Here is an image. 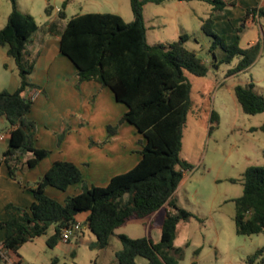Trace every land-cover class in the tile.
Segmentation results:
<instances>
[{"label": "trees", "instance_id": "1", "mask_svg": "<svg viewBox=\"0 0 264 264\" xmlns=\"http://www.w3.org/2000/svg\"><path fill=\"white\" fill-rule=\"evenodd\" d=\"M147 1L159 4L165 0H130L133 15L130 21L113 12L74 14L61 28L58 45L60 53L76 67L78 81L99 82L112 91L116 101L126 106L117 123L107 125V131L111 135L122 121L134 127L141 136L137 162L98 186L87 185L80 168L72 161H53L43 177L30 187L34 200L28 207L11 202L4 206L5 219L0 221L4 236L0 246L10 255L19 256L18 250L25 242L45 234L50 226L54 231L46 238V245L53 247L61 239L62 230L74 224L75 215L83 211L88 212L85 222L95 235L90 246L102 249L117 226L131 218L149 216L165 204L168 209L160 225L159 241L153 242L149 236L119 233L121 248L115 251V258L118 264H137L139 256L147 264H179L182 259L183 248L174 245L177 224L193 214L177 205L172 195L183 173L192 168L179 156L182 131L192 104L191 84L185 72L205 76L210 67L216 68L218 63L239 56L236 66L228 70L229 75L248 67L264 42L255 41L246 48L238 45L237 38L226 42L223 35L211 28V16L234 1L206 0L212 4V11L203 20L201 29L212 38L209 50L213 55V49L219 46L225 52L223 56L205 62L185 46L190 36L186 33L171 41L149 44L143 18V5ZM68 2L64 0L62 5ZM10 6L6 23L0 28V46L6 47L7 55L14 61L18 86L14 91L0 90V119L12 127L2 162L9 175L17 179L18 170L31 168L49 150L33 145L34 122L26 118L31 99L23 95L34 86L30 76L33 63L27 46L38 24L31 14L18 8L17 0H10ZM45 11L49 13V5ZM252 13L264 18V7H248L245 17ZM58 15L64 18V10H59ZM233 91L244 113L264 112V96L254 90L253 83L236 84ZM215 118L212 110L210 119ZM260 129L264 130V123ZM28 152L31 157L24 159ZM44 178L48 185L60 190L81 182V190L59 201L46 193L42 186ZM231 180L242 185V193L233 199L236 232L249 235L263 231L264 163L247 166L239 178ZM246 261L264 264V248L249 254ZM49 264H57V258Z\"/></svg>", "mask_w": 264, "mask_h": 264}, {"label": "rangeland", "instance_id": "2", "mask_svg": "<svg viewBox=\"0 0 264 264\" xmlns=\"http://www.w3.org/2000/svg\"><path fill=\"white\" fill-rule=\"evenodd\" d=\"M63 1L17 0L19 9L34 17L38 24L36 33L43 30L45 36H49L45 30L46 20L49 23L54 20L53 28H61L66 19L76 13L113 12L125 21L131 20L133 16L130 0H69L66 6L62 5ZM48 5L49 13L45 11ZM184 5L188 7V14L176 16L173 22L158 27V13L162 12L167 17L170 11H162L163 6L160 4L145 2L143 18L147 42L161 43L166 36L176 39L172 35L173 27L183 25L190 32L185 42L188 49L194 50L208 62L214 56L219 59L225 52L217 46L213 49V55L209 50L212 38L201 29L203 20L211 16L212 4L206 0H190ZM233 5L225 9H231ZM9 9L10 0H0V28L5 24ZM61 9L64 10V18L58 15ZM224 17L227 19V16ZM234 21V39L237 38L241 48H246L251 39L260 44L264 42L263 17L257 23L245 25L241 18ZM211 28L218 33L213 26ZM218 34L230 42L228 35ZM238 60L239 56H234L229 62L218 63L216 68L210 67L205 76L185 72L191 84L192 104L182 131L179 156L188 161L192 168L185 171L186 180L177 193V199L193 216L184 220L183 226L177 231V242L184 237L188 239V244L180 245L183 257L179 264H249L247 256L260 247L264 248V230L249 235L239 234L235 230L233 199L242 193V185L239 181L231 180L239 178L247 166L264 163V130L260 129L264 123V112L244 113L233 91L236 84L253 83L254 90L264 96V47H260L248 67L227 75ZM0 73H5L1 62ZM212 110L216 114L213 121L210 119ZM137 145V140L133 139L131 161L137 157ZM48 189L52 187L48 186ZM145 228L142 226L127 234L138 236ZM81 230L82 234L78 235L77 231L67 243L61 241L54 247H48L39 237L25 242L19 249L21 264H49L55 257L57 264H114L111 262L114 252L121 248L115 230L108 245L102 249L90 246L95 241V235L87 227L82 226ZM137 262L146 264L147 260L139 256Z\"/></svg>", "mask_w": 264, "mask_h": 264}, {"label": "crops", "instance_id": "3", "mask_svg": "<svg viewBox=\"0 0 264 264\" xmlns=\"http://www.w3.org/2000/svg\"><path fill=\"white\" fill-rule=\"evenodd\" d=\"M189 1L165 0L159 3L163 6L162 11L164 10L167 13L170 11V14H166L167 17H164L162 12L158 13L160 19L157 26L164 27L167 23L173 22L174 17L188 14V7L184 4ZM225 1H234V7L232 6L231 9L223 11H215L212 16V26L218 33L228 35V40L232 41L235 37L233 34L235 29L234 20L243 19V25L257 23L260 19L258 14L252 13L245 17V11L248 7H264V0ZM10 9L5 15L6 19ZM224 16H227V19ZM232 17H235L234 20H232ZM6 19L4 23H6ZM53 21L50 23L48 20L45 21V30H47L49 36H45L46 33L43 30L36 33L37 28L34 32L35 35L32 34L31 41L27 46L30 60L33 63L30 76L34 86L23 93L25 97L31 99V107L26 114V118L34 122L33 145L38 148H46L49 152L31 168L18 170L17 179H13L9 175L5 163L2 162V152L8 146L9 131L12 127L5 119H0V221L5 219V204L11 202L20 207H28L33 202L34 197L30 187L43 177L55 160L72 161L80 168L82 178L87 185L101 186L105 185L114 174L131 168L139 158L137 150L140 148L141 136L131 124L122 121L116 130L108 135L107 125H115L125 111L126 106L122 102L116 101L112 91L99 82L95 80L78 81L76 67L58 49L59 32L63 26L53 28L51 24ZM260 27L262 26L260 25ZM183 33L189 34V28L183 25L173 27L172 35L176 39ZM171 40L172 38L166 36L162 42ZM254 42L255 40H249L248 46ZM10 58L6 53V47L0 46V62L5 72L0 73V90L14 91L18 86L14 61ZM203 60L208 61L206 58H203ZM4 63H6V67L3 66ZM133 139L138 142V145L135 146V149H137L135 161L130 159ZM99 142L101 144H98ZM31 155L30 152L26 153L24 159L31 157ZM185 180L184 172L172 195L179 206L181 205L178 202L177 193L184 185ZM48 186L51 185L47 184L45 186L46 193L59 201H62L67 195L81 190V182L73 183L65 190L53 186H51L52 189H48ZM167 209L168 206L164 204L149 216L131 218L125 221L114 229L116 232L121 228L116 232V235L119 233L127 234L128 231H135L145 226V230L140 232L141 234L138 236L127 235L130 237L149 236L153 242H158L161 235L160 225ZM87 215V211L75 215L76 221L80 223L78 235L82 234V226L87 227L85 222ZM156 218H158V222L154 223ZM182 222L185 221H180L177 224L174 238L175 246L188 244V239H185V237L182 240L180 239L179 242L176 241L178 238L177 231L180 226H183ZM53 231V226H50L45 234L38 237L42 238L46 244V238ZM3 236L4 230L0 228V245ZM61 241L67 243L69 239L66 241L60 239L54 246L59 245ZM11 257L21 261L20 254L17 257L12 255ZM111 262L118 264L115 252L114 259Z\"/></svg>", "mask_w": 264, "mask_h": 264}, {"label": "built area", "instance_id": "4", "mask_svg": "<svg viewBox=\"0 0 264 264\" xmlns=\"http://www.w3.org/2000/svg\"><path fill=\"white\" fill-rule=\"evenodd\" d=\"M78 228H80V223L77 221L71 226L65 227L62 230L61 239L66 241L67 239H69L72 233ZM0 259H1V264H21L19 260L13 259L11 255L8 253V251L2 248L1 246H0Z\"/></svg>", "mask_w": 264, "mask_h": 264}, {"label": "water", "instance_id": "5", "mask_svg": "<svg viewBox=\"0 0 264 264\" xmlns=\"http://www.w3.org/2000/svg\"><path fill=\"white\" fill-rule=\"evenodd\" d=\"M46 185H47V180H46V178H44V179L42 180V186L45 187Z\"/></svg>", "mask_w": 264, "mask_h": 264}]
</instances>
